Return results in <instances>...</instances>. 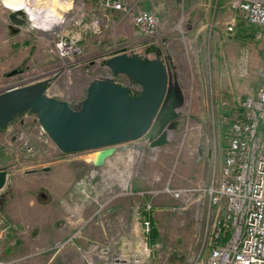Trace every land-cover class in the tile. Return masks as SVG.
<instances>
[{
  "label": "rangeland",
  "instance_id": "374dc122",
  "mask_svg": "<svg viewBox=\"0 0 264 264\" xmlns=\"http://www.w3.org/2000/svg\"><path fill=\"white\" fill-rule=\"evenodd\" d=\"M59 1L66 5L55 6L60 22L43 29L26 12L24 24L14 22V10L0 0V93L53 78L48 93L78 104L89 82L108 73V56H156L132 17L106 0ZM144 1L124 0L147 9ZM29 2L41 19L54 7ZM186 3L166 0L159 7L168 12L154 10L168 38L158 46L177 64L185 94L168 143L118 145L97 167L93 150L61 151L36 113L0 128V168L9 172L0 190V264H207L222 207L210 208L201 188L219 181L232 120L264 82V27L249 23L230 0L201 27L188 19ZM61 41L75 51L63 54ZM118 79L129 81L125 74ZM167 186L191 190L175 196Z\"/></svg>",
  "mask_w": 264,
  "mask_h": 264
},
{
  "label": "water",
  "instance_id": "95a60500",
  "mask_svg": "<svg viewBox=\"0 0 264 264\" xmlns=\"http://www.w3.org/2000/svg\"><path fill=\"white\" fill-rule=\"evenodd\" d=\"M25 12L28 13L14 10L11 19L16 23L24 22L21 15ZM150 51H155L156 56L124 51L104 61L114 75L125 74L142 86L135 93L128 85L108 76L92 79L78 104L48 93L53 78L1 92L0 128H6L27 111L36 113L61 151L93 150L91 161L97 167L105 164L118 145L139 140L148 142L146 149H149L168 143L169 132L181 114L185 94L173 57H165L160 46L148 48L147 52ZM8 180V170L0 168V190Z\"/></svg>",
  "mask_w": 264,
  "mask_h": 264
},
{
  "label": "built area",
  "instance_id": "2783aa9c",
  "mask_svg": "<svg viewBox=\"0 0 264 264\" xmlns=\"http://www.w3.org/2000/svg\"><path fill=\"white\" fill-rule=\"evenodd\" d=\"M230 3L249 23L264 27V0H230ZM105 5L130 15L147 34L149 45L158 46L164 40V32L159 30L160 18L154 11L139 8L136 3L128 7L124 0H106ZM233 29L234 24H229L228 30ZM71 44L61 41L59 50L63 54L75 51ZM119 75L109 70L104 76L128 85L134 93L142 88L128 76L127 83L119 80ZM166 190L180 196L191 188L167 186ZM201 191L206 194L210 208L222 207L212 224L207 264H264V82L256 95L245 97L232 120L219 181ZM146 209L150 211V202ZM142 223L149 234L150 212Z\"/></svg>",
  "mask_w": 264,
  "mask_h": 264
},
{
  "label": "crops",
  "instance_id": "0c3cea01",
  "mask_svg": "<svg viewBox=\"0 0 264 264\" xmlns=\"http://www.w3.org/2000/svg\"><path fill=\"white\" fill-rule=\"evenodd\" d=\"M143 3L146 5V8L148 10H151V11L156 10L158 13L160 12L162 14L164 12H168V10H166L165 8H162L161 10V8L159 7V5L164 6V4H166V0H145ZM220 4H221L220 0H187L186 5L188 8L187 9L188 19L191 22H195V23H198V21H200V24H202L201 27H205L207 22L209 24V21L211 22L213 21L216 15V12L220 7L225 8V6L229 4V0H223L221 6ZM200 16H203V18L201 19ZM188 26L190 28H193L192 23H190ZM167 42H168V38L166 37L164 38L162 44L166 45ZM176 68H178L177 64H176Z\"/></svg>",
  "mask_w": 264,
  "mask_h": 264
},
{
  "label": "bare ground",
  "instance_id": "6f19581e",
  "mask_svg": "<svg viewBox=\"0 0 264 264\" xmlns=\"http://www.w3.org/2000/svg\"><path fill=\"white\" fill-rule=\"evenodd\" d=\"M3 3L10 9L14 10H27V12L30 15V18L33 22L34 26L43 28V29H49L56 23L60 22L61 16L59 14V11L56 10L55 6L57 4H62L59 0H38L39 2L41 1L42 3H48L49 5H54L48 7V17L46 19H41L39 17L38 9L37 6L31 4L29 0H2ZM58 2V3H57ZM68 4V3H67ZM59 6V5H58ZM65 7L66 5H63ZM58 9V8H57Z\"/></svg>",
  "mask_w": 264,
  "mask_h": 264
},
{
  "label": "flooded vegetation",
  "instance_id": "af4514ba",
  "mask_svg": "<svg viewBox=\"0 0 264 264\" xmlns=\"http://www.w3.org/2000/svg\"><path fill=\"white\" fill-rule=\"evenodd\" d=\"M21 18L24 19V16L21 15ZM24 20H25V19H24ZM24 23H25V21H24V22H20L19 24H24Z\"/></svg>",
  "mask_w": 264,
  "mask_h": 264
}]
</instances>
